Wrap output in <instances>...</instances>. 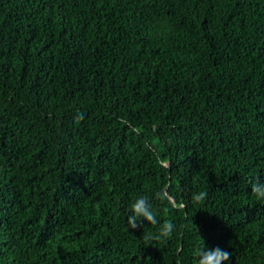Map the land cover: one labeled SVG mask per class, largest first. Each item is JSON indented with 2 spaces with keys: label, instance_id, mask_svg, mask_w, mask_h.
I'll return each instance as SVG.
<instances>
[{
  "label": "trees",
  "instance_id": "obj_1",
  "mask_svg": "<svg viewBox=\"0 0 264 264\" xmlns=\"http://www.w3.org/2000/svg\"><path fill=\"white\" fill-rule=\"evenodd\" d=\"M258 181L264 0H0V264H264Z\"/></svg>",
  "mask_w": 264,
  "mask_h": 264
},
{
  "label": "clouds",
  "instance_id": "obj_2",
  "mask_svg": "<svg viewBox=\"0 0 264 264\" xmlns=\"http://www.w3.org/2000/svg\"><path fill=\"white\" fill-rule=\"evenodd\" d=\"M84 119L83 113H77L74 117V122L79 124ZM159 163L163 166L165 161L160 160ZM252 196L258 200H264V182H255L251 186ZM208 197V192L206 190L193 192L191 196V202L193 205L202 204ZM154 198L160 202L167 201L168 206L177 209H184L185 204L183 202L176 203L174 199L169 195V193L160 189L154 194ZM167 211V207L164 209ZM158 210L154 209L152 198L147 195L138 196L131 204V213L127 219L128 230H138L143 227L144 221L153 227L157 228V231L153 234L146 233L144 229L143 240L145 242L149 240H167L172 237L175 231V225L171 220H166L161 223L158 220ZM194 255L197 259V264H227L230 260L231 253L220 249L219 247L215 249H207L203 244L196 247Z\"/></svg>",
  "mask_w": 264,
  "mask_h": 264
}]
</instances>
